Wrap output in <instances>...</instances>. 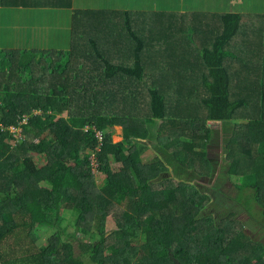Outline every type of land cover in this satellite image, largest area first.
<instances>
[{
  "label": "trees",
  "instance_id": "trees-1",
  "mask_svg": "<svg viewBox=\"0 0 264 264\" xmlns=\"http://www.w3.org/2000/svg\"><path fill=\"white\" fill-rule=\"evenodd\" d=\"M73 3L0 0L39 17ZM145 19L77 9L70 49L0 50V264H264V22L210 13L166 29L189 28L194 50L167 21ZM183 61L198 72L186 75ZM179 82L198 94H180ZM219 122L234 125L221 171L237 200L225 209L202 183L220 168L210 142ZM94 126L105 133L96 155ZM239 202L248 222L235 217Z\"/></svg>",
  "mask_w": 264,
  "mask_h": 264
},
{
  "label": "rangeland",
  "instance_id": "rangeland-1",
  "mask_svg": "<svg viewBox=\"0 0 264 264\" xmlns=\"http://www.w3.org/2000/svg\"><path fill=\"white\" fill-rule=\"evenodd\" d=\"M38 8V7H36ZM83 9V10H109V9H122L126 11H130L132 13H139V16L146 17V23L150 21H155L156 18L161 19L164 23V30L166 33V29H172L174 24H182V27L188 24L192 26L193 23H184L187 19H190L193 15L194 18L198 21L201 20V15L210 14V13H227V12H235L242 13L251 16L252 18L257 16V18L264 22V0H76L74 2L73 9H59L54 8V12H47L44 14V17H39V13H35L39 11V9L32 8H12V7H4L0 6V50L3 49H53L57 47H64L63 44L59 42H54V36H64L68 29L69 25L73 23V17L75 14V10ZM142 10H145L144 12ZM120 11V10H117ZM12 12H20V14H11ZM34 12V13H30ZM123 12V11H122ZM124 17V16H123ZM47 20V21H44ZM161 20L157 21L156 26H162L163 23ZM13 23H17L20 26L18 32H14L15 34H11L10 29H13L11 26ZM154 24V23H153ZM152 24V25H153ZM196 24V23H195ZM155 27V26H154ZM152 28V27H151ZM57 29L59 31H54ZM250 31L253 33L251 27H249ZM203 32V31H202ZM169 35H175V37H181L187 47L191 49H200V45L198 40H192L190 38V29L186 28L182 31L177 32L173 30L168 33ZM204 35V34H203ZM241 37H245L242 35ZM208 38L202 39V46L210 48L212 46V41L207 40ZM67 40V38H66ZM66 47H71V38L67 40ZM109 48H111L113 42L117 44V46L123 47L119 42L110 40ZM159 48V46H158ZM185 52H188L185 48ZM154 56H150L147 58V65L149 67H154ZM157 66V65H156ZM182 66H184L185 72L190 70V73H185L188 76L194 75L195 72H198V68L194 67L195 64L191 63V61H183ZM243 66H241L242 68ZM175 72L179 77H181V73L179 72L180 66L174 67ZM157 73L150 75V79L156 78ZM177 81V80H175ZM174 81L166 80L165 84H171ZM174 86H176L174 84ZM178 88L180 94L190 95V94H198L199 90L194 86L192 82H182L178 83ZM242 91V89H239ZM249 96V93L247 94ZM252 97V96H251ZM250 97V98H251ZM37 112H40L37 110ZM27 120H25L26 122ZM209 122L213 123V121ZM234 125L229 126L225 122H219L217 124H212V150L214 152V157H218L220 163V168L217 170L215 176L211 179H208L206 182H202L208 186L218 187L219 192L225 196V202L221 205H218V208L225 209L231 208L236 204L237 196L235 198V204L233 201V197L236 195V191L234 190L232 183L234 178L229 176L228 174L221 171V167H225L229 164L226 159V152L224 150V139L231 136V130ZM98 128V127H97ZM99 129V128H98ZM87 131V127L85 128ZM101 130V129H100ZM121 127L118 128V132L115 134V141H121L123 139L122 136L119 135L121 132ZM105 135L104 131L101 130ZM19 134V130L17 132ZM22 136L16 137V139L21 138ZM99 139V138H98ZM152 141H156L155 136L152 134ZM103 140L99 139V146L97 147L96 152L101 150ZM238 154V153H237ZM93 160H96V157L92 156ZM98 178L101 182H103L104 177L102 174L98 175ZM189 181H192L194 177H186ZM216 183H220L218 186ZM242 202L243 200L240 199ZM224 207V208H222ZM215 208H217L215 206ZM240 211L237 212L236 218L241 219L243 222L247 221V214L245 212H241V209L245 206L243 203L239 202L236 206ZM258 209L255 205V210ZM109 232L114 228L115 221L113 217L109 218ZM250 221V220H249ZM249 232L252 230L247 227ZM262 241H264V236L261 237ZM164 252L154 253V262L157 263V259ZM142 252L138 255L140 257ZM88 254H84L82 257L89 261L87 257Z\"/></svg>",
  "mask_w": 264,
  "mask_h": 264
},
{
  "label": "crops",
  "instance_id": "crops-1",
  "mask_svg": "<svg viewBox=\"0 0 264 264\" xmlns=\"http://www.w3.org/2000/svg\"><path fill=\"white\" fill-rule=\"evenodd\" d=\"M76 0H74V2H75ZM133 3H134V0H133ZM73 7H74V3H73ZM19 8H23V7H19ZM49 10V12H54V10L53 9H48ZM117 10H120V11H126V10H122V9H109L108 11H117ZM143 12L145 11V10H142ZM30 13H34V12H30ZM35 13H39L38 15H41L40 14V12L39 11H36ZM11 14H20V12H12ZM13 29H10V31H11V34H15L14 32L16 31V32H18L19 30H17V29H20V26L17 24V23H13V25L11 26ZM70 29L71 28H69L68 29V31H67V33L64 35V36H58V37H55L54 36V42H59L60 41V44H63L64 45V47H57V48H54V50H68V49H70L69 47H66V44H67V40H68V33H69V31H70ZM55 31H59V30H54V32ZM66 38H67V40H66Z\"/></svg>",
  "mask_w": 264,
  "mask_h": 264
},
{
  "label": "built area",
  "instance_id": "built-area-1",
  "mask_svg": "<svg viewBox=\"0 0 264 264\" xmlns=\"http://www.w3.org/2000/svg\"><path fill=\"white\" fill-rule=\"evenodd\" d=\"M25 122V121H24ZM94 128L97 130V135L98 137L102 140L103 139V133L101 130H99L96 126H94ZM9 129L14 132L16 134V136H20L21 135V131H22V128H15L14 126H10ZM19 130V134H17Z\"/></svg>",
  "mask_w": 264,
  "mask_h": 264
}]
</instances>
